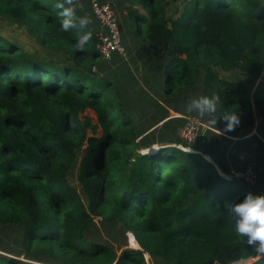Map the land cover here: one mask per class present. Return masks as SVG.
I'll use <instances>...</instances> for the list:
<instances>
[{
  "label": "trees",
  "instance_id": "obj_1",
  "mask_svg": "<svg viewBox=\"0 0 264 264\" xmlns=\"http://www.w3.org/2000/svg\"><path fill=\"white\" fill-rule=\"evenodd\" d=\"M115 1L127 4L119 27L126 53L138 43L129 59L134 67L116 53L111 65L100 57L89 1L93 20L81 28L85 16L76 12V26L64 31L58 0H0V16L64 57L56 63L34 58L0 37V222L22 230L25 251L36 262L42 255L60 264H147L148 254L165 264L249 258L264 264V254L235 232L230 214L253 190L218 171L228 173L235 160L229 168L222 159L204 158L216 160L219 139L223 150L229 140L208 132L181 149L171 137L185 120L169 117L201 118L186 111L189 100L218 96L216 123L201 119L232 137L248 135L258 122L262 140L252 136L234 147L246 150L240 158L246 161L264 151V88L222 76L235 70L256 76L264 65L261 0H173L176 18L168 13L169 0ZM88 32L90 40L76 48ZM226 113L239 117L232 131ZM77 164L89 207L68 180ZM97 219L130 231L140 249L118 255L91 239ZM0 264L31 263L0 254Z\"/></svg>",
  "mask_w": 264,
  "mask_h": 264
},
{
  "label": "rangeland",
  "instance_id": "obj_2",
  "mask_svg": "<svg viewBox=\"0 0 264 264\" xmlns=\"http://www.w3.org/2000/svg\"><path fill=\"white\" fill-rule=\"evenodd\" d=\"M89 1L90 6L92 1L94 0H74V4L76 5V12H79L80 14H83L85 17H87L89 20H93L91 16L89 15L88 11H86V3ZM99 1V0H96ZM107 2L111 3L113 7L115 8L117 15H118V20L119 24H121V19L123 16H126L127 14V4L123 5L120 4L119 2H116L115 0H107ZM170 5L168 8V13L176 18L178 14H175L177 11V3H173V0H169ZM140 11L142 9L139 8ZM94 22V21H93ZM0 37L10 41L12 44L17 46L20 50H22L24 53L31 55L34 58H38L41 60H45L48 62H60V60H64V57L57 52L56 50L52 48H48L46 46H43L40 44L38 39L35 37L34 34L29 32L25 26L17 23L13 19L6 17V16H0ZM137 42H132L130 45V51L126 53V55L123 57V61L128 62L130 66L134 67L137 62L132 64V62L129 60L131 57H136V51L138 49V46L136 44ZM131 56V57H130ZM109 65H111V61L105 60ZM104 61V62H105ZM105 63L101 62L99 65L100 68L103 69V65ZM96 70H98V66H95ZM222 76L230 80L231 82L237 83L239 85H242L245 88L248 89H254L257 86L255 85V76H247L244 73H242L240 70H235L229 73H223ZM87 115L91 116L94 118V114L90 111L86 112ZM255 115H257L255 113ZM193 115H187V116H180L179 114L171 113L170 118H177V117H182L183 120H186L187 117H190ZM184 125V124H183ZM182 127V126H181ZM180 127V128H181ZM179 128V130H180ZM178 130V132H179ZM214 130L219 131L220 129L216 128H210L208 129L207 127H204L203 130H201V134L207 135L208 132L211 134H214ZM258 134V131H256ZM210 134V135H211ZM210 137V136H209ZM172 141L174 139H179L178 133L177 137H171ZM180 141V140H179ZM179 146V145H177ZM141 153H144V149L140 151ZM79 156L81 157L83 155V150L78 151ZM204 158L210 162H214L211 159V157L204 155ZM239 166L245 165V164H250L253 166L254 170L257 172L260 180L257 184L256 187H254L253 194L257 193H263L264 194V172L262 170L263 162H264V151L263 149L257 151L256 155H254V158L252 160H247L246 159H240L236 161ZM220 172V170L218 169ZM68 180L70 184L74 187H76L79 192L82 194L86 205L89 207V201L87 198V195L83 191V187L79 182V167L78 164L73 167L69 174H68ZM129 234V236H128ZM90 238L93 240H98L101 241L110 247H112L115 252L119 255L123 249H133V250H138L140 249L139 246L133 245L132 244V237L133 234L130 231L123 232L122 228L115 223L108 224L107 222H101L100 219H97L95 222V225L91 230L89 231ZM23 239V232L19 227H16L14 225H9V224H3L0 222V254H11V256L27 263L31 264H60L56 259L47 257V256H42L40 255V258H43L42 262H36L32 261L29 259L30 255L28 256V253L25 251V246L22 243ZM135 239V237H134ZM136 241V239H135ZM137 242V241H136ZM138 245V244H137ZM11 252V253H10ZM17 252H20L19 254H16ZM38 256V255H37ZM145 259L147 261V264H165L161 260H152L150 255L145 254ZM252 262V259H245L242 261H239L234 264H250Z\"/></svg>",
  "mask_w": 264,
  "mask_h": 264
},
{
  "label": "clouds",
  "instance_id": "obj_3",
  "mask_svg": "<svg viewBox=\"0 0 264 264\" xmlns=\"http://www.w3.org/2000/svg\"><path fill=\"white\" fill-rule=\"evenodd\" d=\"M56 8L62 18L61 28L64 31L76 26V5L74 0H58ZM79 26L85 28L90 20L87 17L79 18ZM91 38V33L80 36L76 42V48L82 49ZM220 103L218 96H201L189 100L186 111H195L201 118L215 119L217 121V105ZM226 121V129L232 131L239 124L236 114L226 113L222 116ZM230 214L235 219V232L244 239L247 244L253 246L258 254H264V194H246L242 200L230 207Z\"/></svg>",
  "mask_w": 264,
  "mask_h": 264
},
{
  "label": "built area",
  "instance_id": "obj_4",
  "mask_svg": "<svg viewBox=\"0 0 264 264\" xmlns=\"http://www.w3.org/2000/svg\"><path fill=\"white\" fill-rule=\"evenodd\" d=\"M91 15L99 25V29L96 32V50L100 57L103 60H110L115 53L125 56L126 50L121 40L118 15L113 5L107 1L100 2L94 0L91 3ZM92 70L95 72V68ZM255 85L264 88V65L255 76ZM204 127L205 123L199 117H187L184 125L178 132V137L181 142L178 147L181 149H190ZM220 174L228 179L244 182L251 189L256 187L260 180L253 166L249 164L239 168H231L228 173L224 174L220 172ZM132 238L134 239V237Z\"/></svg>",
  "mask_w": 264,
  "mask_h": 264
},
{
  "label": "crops",
  "instance_id": "obj_5",
  "mask_svg": "<svg viewBox=\"0 0 264 264\" xmlns=\"http://www.w3.org/2000/svg\"><path fill=\"white\" fill-rule=\"evenodd\" d=\"M171 113H173V112H171ZM201 120L203 121V119H201ZM204 123H205V127H207L208 129L211 128L206 122H204ZM257 126H258V122L255 123V126L253 127L251 133H249L248 135H245L243 137H240V136L232 137V136L226 134L221 129L219 131L214 130L213 132H214V135L216 136V138L221 136V137H224L227 140H229V143L227 144L226 150H223L224 149L223 144L225 143V141L219 139V142H222V144H221V147L217 150V152L215 154V159H216L215 161L222 159V161L224 163H226L227 165H229V168H231V167H233L232 166V162H234L233 160L237 161V160H240V158H242V156H247L248 154L245 153L246 150L244 148L242 149V147H241V149L240 148L237 149L236 147H234V144L236 142L246 140L252 136H257L262 140V138L256 132ZM215 141L217 142L218 139H216ZM236 165H237V167H234V168L240 167L238 165V163Z\"/></svg>",
  "mask_w": 264,
  "mask_h": 264
},
{
  "label": "water",
  "instance_id": "obj_6",
  "mask_svg": "<svg viewBox=\"0 0 264 264\" xmlns=\"http://www.w3.org/2000/svg\"><path fill=\"white\" fill-rule=\"evenodd\" d=\"M261 2H262V4H263V6H264V0H261Z\"/></svg>",
  "mask_w": 264,
  "mask_h": 264
},
{
  "label": "bare ground",
  "instance_id": "obj_7",
  "mask_svg": "<svg viewBox=\"0 0 264 264\" xmlns=\"http://www.w3.org/2000/svg\"><path fill=\"white\" fill-rule=\"evenodd\" d=\"M132 239V238H131ZM132 244H133V240H132Z\"/></svg>",
  "mask_w": 264,
  "mask_h": 264
}]
</instances>
